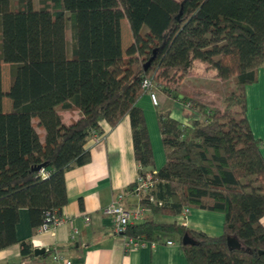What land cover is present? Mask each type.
<instances>
[{"label":"trees","instance_id":"1","mask_svg":"<svg viewBox=\"0 0 264 264\" xmlns=\"http://www.w3.org/2000/svg\"><path fill=\"white\" fill-rule=\"evenodd\" d=\"M35 6L0 0V251L19 243L22 209L33 229L48 212L61 213L69 202L66 173L91 162L86 146L104 133L103 123L115 128L129 116L137 160L143 169L155 166L138 106L150 79L185 107L190 124L159 110L166 162L152 172L149 196L156 202H142L149 216L126 236L175 239L189 264H264V157L246 115V89L264 68V0H39ZM123 20L132 35L125 53ZM197 63L227 83L223 108L178 91ZM61 112L81 118L66 125ZM186 208L223 214V235L183 226L176 218ZM186 235L195 243L185 245ZM229 237L244 250H230ZM20 245L21 261L7 264L38 259L30 242Z\"/></svg>","mask_w":264,"mask_h":264},{"label":"crops","instance_id":"2","mask_svg":"<svg viewBox=\"0 0 264 264\" xmlns=\"http://www.w3.org/2000/svg\"><path fill=\"white\" fill-rule=\"evenodd\" d=\"M196 68L201 69L198 64ZM156 94L159 106L153 105L148 94H143L138 101L145 115L155 166L143 169L137 160L129 116H125L115 128L103 123L101 139H92L86 146L91 154V162L66 173L69 202L60 213L64 223L51 232L40 234L38 228H32L29 211L22 209L16 228L19 243L0 251V264L20 262V243L24 241L32 244L34 253L36 249H43L57 252L64 258L63 262L55 263L50 254L45 257L41 255L36 260H23L28 264H189L175 239L166 238L161 242H147L137 249H127L125 240L113 232V218L104 213L112 201L123 193L126 194L123 201L125 208L135 210L139 203L130 192L139 174L141 171L156 173L164 166L166 153L159 126V107L163 103L173 102L171 117L184 125L190 124L181 103L159 90ZM246 98L247 119L254 137L261 142L264 157V68L259 69L256 83L247 87ZM60 115L66 125L81 118L78 112H61ZM193 116L197 118L198 114ZM86 219L89 221L86 222ZM161 219L173 221V218ZM176 220L181 222V216ZM135 223L139 222L133 220L132 224ZM186 223L188 229L219 237L224 233L225 216L191 209Z\"/></svg>","mask_w":264,"mask_h":264},{"label":"built area","instance_id":"3","mask_svg":"<svg viewBox=\"0 0 264 264\" xmlns=\"http://www.w3.org/2000/svg\"><path fill=\"white\" fill-rule=\"evenodd\" d=\"M142 90L145 94H148L152 100L154 106H159L158 96L156 94L155 85L152 80L145 79L142 83ZM95 141H99L101 136H96L93 138ZM154 180L152 173L139 174L133 189L130 194L133 195L138 200V207L135 210H128L123 205V201L126 198V194H120L112 203L104 210V213L113 218V232L116 236L121 237L125 240L127 249H137L142 246H145L147 241L141 239H135L126 236L128 227L132 224V221L140 222L142 221L147 214L149 209L142 205V202L149 198L150 202L155 203L156 200L153 196H149L150 192L154 188ZM148 197V198H147ZM161 204V203H160ZM191 210L186 208L181 215L182 219H187ZM89 219H86L88 222ZM64 223L60 213L58 212H48L38 228L40 234L48 233L54 230L55 228L61 226ZM181 223V222H180ZM183 226H186V223H182ZM77 233V232H76ZM172 245V242H169ZM52 261L55 263H61L64 261V258L59 255L57 252H54L52 255ZM28 264V263H25ZM66 264H72L71 262H66Z\"/></svg>","mask_w":264,"mask_h":264},{"label":"rangeland","instance_id":"4","mask_svg":"<svg viewBox=\"0 0 264 264\" xmlns=\"http://www.w3.org/2000/svg\"><path fill=\"white\" fill-rule=\"evenodd\" d=\"M179 1V0H178ZM35 7H37L39 0H34ZM66 38L68 42L69 48H71V31L69 27L67 29ZM132 44V35L129 29L128 23L126 20L122 21V46L123 52ZM202 67L201 63H197ZM201 69L196 68L192 73L189 79H185V83H182L178 91L181 93L187 94L191 99H194L198 102H202L204 105L209 108H223L224 107V97L226 92L229 90L227 83L222 82L217 78V75L214 71L210 72V69L207 65H204ZM208 71V72H207ZM10 67L8 65H4L3 67V90L7 94L10 89ZM160 104V103H159ZM4 109L5 112H9L11 109V100L9 98L4 99ZM163 109V111L168 112L174 109L173 102L163 103L159 110ZM158 110V111H159ZM185 113V111H184ZM190 123V122H189ZM160 220V218H159ZM162 220V219H161ZM163 221V220H162ZM167 221V220H166ZM186 223V219L181 218V224ZM187 224V223H186ZM183 225V224H182Z\"/></svg>","mask_w":264,"mask_h":264},{"label":"water","instance_id":"5","mask_svg":"<svg viewBox=\"0 0 264 264\" xmlns=\"http://www.w3.org/2000/svg\"><path fill=\"white\" fill-rule=\"evenodd\" d=\"M153 58L151 60H149L147 62V64H145V70H147L149 68V66L151 65V62H152ZM44 166H39L38 168H36L37 171L41 170ZM183 243L186 245V244H194V240L193 238H191L189 235H186L184 237V240H183ZM227 244H228V247L230 250H244V246L242 245V243L237 240V238L235 237H229L227 239ZM46 253L45 250L43 249H36L35 250V256L39 257L41 255H44Z\"/></svg>","mask_w":264,"mask_h":264}]
</instances>
